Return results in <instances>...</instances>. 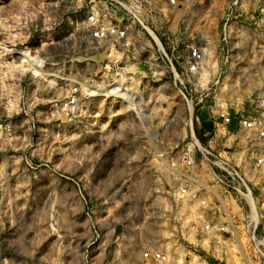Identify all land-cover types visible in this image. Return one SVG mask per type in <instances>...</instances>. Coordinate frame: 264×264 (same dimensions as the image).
Instances as JSON below:
<instances>
[{
    "label": "rangeland",
    "instance_id": "1",
    "mask_svg": "<svg viewBox=\"0 0 264 264\" xmlns=\"http://www.w3.org/2000/svg\"><path fill=\"white\" fill-rule=\"evenodd\" d=\"M92 1L0 0V264H258L243 234V256L188 236L197 212L214 218L199 196L183 217L168 202L193 132L204 142L218 109L264 113V0H193L177 11L176 34L157 25L180 61L187 44L205 48L193 108L147 35L126 50L122 70H105L120 48L92 38ZM167 1L158 7L170 13ZM118 80L127 85L110 89ZM74 87L88 96L69 106ZM233 130L227 152L262 196L261 173ZM146 248L167 261L146 262Z\"/></svg>",
    "mask_w": 264,
    "mask_h": 264
},
{
    "label": "built area",
    "instance_id": "2",
    "mask_svg": "<svg viewBox=\"0 0 264 264\" xmlns=\"http://www.w3.org/2000/svg\"><path fill=\"white\" fill-rule=\"evenodd\" d=\"M192 1L168 0L166 4L171 8L169 9L171 12L168 13L166 9L165 12L159 9L158 0H93L91 3L94 5L87 16L92 38L102 43H114L115 48L116 46L120 48L119 52L108 53V57L113 60L106 64L105 70L109 71L111 64L122 70L120 66L129 57L125 53L126 50L136 47L135 44L138 42L135 40L140 33L147 35L160 55L163 73L172 74L174 84L178 87L181 96L193 108V92L196 91L193 86L199 81L198 74L206 62L205 48L197 44H187L185 46L187 55L183 61H180V57H174V54L169 55L160 37L162 32L157 29L158 24L161 25V31L165 25L168 33L176 34L178 27L176 13ZM169 14L171 17L168 16ZM223 41L227 42L226 27L223 32ZM179 48L177 46L172 51H178L180 54ZM122 83L126 84L118 80L110 89ZM218 83L219 81L216 82ZM82 91L88 96V88L81 90L80 87H74L72 89L68 101L69 106L78 104ZM208 91L201 93L199 104L210 96ZM115 94H112L113 97ZM135 100V93H131L128 102L133 107L138 106V103L142 104L141 100H138V103ZM134 110L139 118L137 108ZM214 121H218L220 126L215 124L216 130H205L204 142L193 132L191 143L182 150L180 161L186 174L178 176V188L170 196L172 201L168 202L171 208L169 213L176 217H183L184 205L190 207L189 203L192 200L190 202L189 200L199 196V205L203 209H210L214 218L210 219V215L204 211L197 212L195 217L198 221L190 227L187 232L188 236L191 234L193 237L194 235L196 241L203 243L215 241L221 244L223 242L233 247V254L237 252L236 255L243 256L240 239V234H243L258 264H264V226L262 227L264 195L263 193L262 196L257 195L247 175L234 163L235 154L227 152V132L230 133L229 128L233 127V131L242 135L245 142L244 149L249 158L253 159L255 169L261 173L258 178L264 189V178L262 177L264 172V113L250 115L236 111L232 114L227 109H218ZM220 128L225 132L223 137L219 135ZM220 138L222 143H219ZM192 186L198 187L201 193L191 190ZM225 201L230 202L231 208L228 204L227 208L225 207ZM259 203H261V208H259ZM220 207L222 209H219ZM143 259L146 262L153 260L166 262L168 256L163 251L146 248L143 252ZM246 263L249 264L247 261Z\"/></svg>",
    "mask_w": 264,
    "mask_h": 264
},
{
    "label": "crops",
    "instance_id": "3",
    "mask_svg": "<svg viewBox=\"0 0 264 264\" xmlns=\"http://www.w3.org/2000/svg\"><path fill=\"white\" fill-rule=\"evenodd\" d=\"M213 117H214V116H213ZM202 119H203L206 123H210V122H209V121H210V118H208V117L206 116V114L202 116ZM214 120H215V118H214ZM211 123H212V125H213L214 128H216L217 126H220V123H219L218 121H212ZM215 124H216L217 126H216ZM219 143H222V139H221V141H219ZM121 249H122L123 252L129 251V250H130V245H127L126 247H122Z\"/></svg>",
    "mask_w": 264,
    "mask_h": 264
},
{
    "label": "bare ground",
    "instance_id": "4",
    "mask_svg": "<svg viewBox=\"0 0 264 264\" xmlns=\"http://www.w3.org/2000/svg\"><path fill=\"white\" fill-rule=\"evenodd\" d=\"M234 251H235V250H234ZM236 257L239 259V264H241V262H240V261H241V260H240V257H238V256H236Z\"/></svg>",
    "mask_w": 264,
    "mask_h": 264
}]
</instances>
